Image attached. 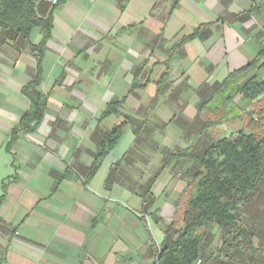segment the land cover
<instances>
[{"label": "crops", "instance_id": "0c3cea01", "mask_svg": "<svg viewBox=\"0 0 264 264\" xmlns=\"http://www.w3.org/2000/svg\"><path fill=\"white\" fill-rule=\"evenodd\" d=\"M51 10L36 88L47 97L43 118L10 152L11 131L30 108L22 90L36 61L26 46L0 42V197L2 182L16 176L0 202V264H118L142 249L153 264L175 199L146 205L143 198L137 213L103 214L105 193L90 185L106 163L105 183L118 169L131 193L148 182L136 185V168H153L157 183L165 150L212 144V128L199 135L191 126L213 88L264 49V0H61L41 3L37 13ZM41 38L35 29L30 42ZM113 102L117 112L101 119ZM122 122L131 126L129 148L106 161L121 137L89 176L102 135ZM216 128L238 133L242 125Z\"/></svg>", "mask_w": 264, "mask_h": 264}, {"label": "trees", "instance_id": "16d2710c", "mask_svg": "<svg viewBox=\"0 0 264 264\" xmlns=\"http://www.w3.org/2000/svg\"><path fill=\"white\" fill-rule=\"evenodd\" d=\"M41 3L0 0V42L11 41L20 50L26 46L36 61L35 75L22 90L30 108L12 129L8 152L19 134L36 130L47 102L36 88L42 80L53 10L46 18L39 17ZM35 29L41 31L42 38L33 45L30 36ZM119 106L120 102L109 103L101 119L115 114ZM198 114L191 128L199 135L228 121H239L242 129L235 138L217 139L198 152L191 147L165 157L162 169L183 159L191 161L193 168L172 219L163 229L153 264H191L196 260L203 264H264V49L214 87L210 97L200 103ZM126 125L122 122L102 135L101 150L89 176L118 143ZM10 179L2 182L0 202L16 176ZM214 240L217 242L212 245Z\"/></svg>", "mask_w": 264, "mask_h": 264}, {"label": "rangeland", "instance_id": "374dc122", "mask_svg": "<svg viewBox=\"0 0 264 264\" xmlns=\"http://www.w3.org/2000/svg\"><path fill=\"white\" fill-rule=\"evenodd\" d=\"M10 64V62H9ZM12 66V65H11ZM9 66V68L6 69H11L12 67ZM142 131L147 127L146 125H142ZM133 130L137 129L136 127L132 126ZM131 126H127L124 129V133L123 136L120 140V142L118 143L117 147H115L111 152L110 155L106 158V161H108L113 155H116V159H119L122 154L124 153L123 151L127 150L129 148V139L131 138ZM237 129L236 131H231V130H225V129H218V128H212V136L213 139L210 140V143L216 141L217 139L220 138H228V139H232L235 138L237 135ZM193 149L194 151L198 152L200 151L199 149H201V145H199V147L197 146V143L195 144V142L193 143ZM178 150H183V149H178L176 148L175 151L171 150V151H164V157H166L167 155H169L170 153H175ZM142 158H137L136 155H131L128 156L127 160H134V161H140ZM159 160V158H158ZM106 163H104L103 168L101 169V171L98 172V175L96 177V179L93 180V182L91 183L90 187L92 189V191H97L98 192H102L105 193L104 194V198L105 200V210L101 213H105V212H109V213H116V214H121L124 212H135L136 211H140V205H141V200L140 199H144V202L146 203V205H148L152 199H154L155 197H158L159 200H163L164 198L168 197L172 199H175V208L177 206V202L179 201V196L181 194L182 191V183L187 184L190 181V171L193 168V163L189 160L183 159L181 161H173V163L171 165H169L168 168H164V172L163 173H159L158 174V179H157V183L153 185L154 179H152V176L154 174H152L150 172V168L145 167L144 170H142L143 168H136L137 169V174L136 173H132L133 177H136V179H138L140 182L136 183L137 186H141V183H143L144 181H147V184H144V186L142 187V189L139 188H135V191H131L128 190L126 187L129 185V183L125 180V178H127V174L123 171H118L115 172L113 174V176H111L109 183H105L106 177H107V172H106V168L105 165ZM125 168V167H124ZM153 169V168H151ZM149 170V172H148ZM142 171V172H141ZM147 171V172H146ZM173 178V183L170 185V187L167 185V181L169 179ZM135 179V180H136ZM134 182V181H132ZM108 184L107 189L105 190L103 188V185ZM134 184V183H133ZM181 184V185H180ZM135 185V184H134ZM167 186V189L164 187ZM159 187H162L161 189H159ZM162 190V191H161ZM161 191V192H160ZM159 195V196H158ZM111 199V200H110ZM112 200H115V202H111ZM110 201V202H109ZM164 201V200H163ZM169 201V199H168ZM167 201V203H168ZM171 202V201H170ZM145 205V206H146ZM175 211V210H174ZM156 212H154L152 210L151 214H155ZM101 214V216L103 215ZM174 214V213H173ZM148 218V222L152 223L151 220V216L147 217ZM99 222V221H98ZM149 226V229L152 231L153 228L152 226ZM166 225V224H164ZM155 232V231H154ZM155 235H157V232H155ZM154 233H152L154 242H156V244H160L159 243V238H157V236H155ZM159 237V235H158ZM216 237V235H215ZM216 240L213 241L212 245L216 244ZM129 257L125 256L122 259H120L121 261L118 264H146L147 262H149V258L150 255L147 256L146 250L142 249L140 252H134L132 251V255H128ZM151 257H154L153 255ZM129 261V262H128Z\"/></svg>", "mask_w": 264, "mask_h": 264}, {"label": "built area", "instance_id": "2783aa9c", "mask_svg": "<svg viewBox=\"0 0 264 264\" xmlns=\"http://www.w3.org/2000/svg\"><path fill=\"white\" fill-rule=\"evenodd\" d=\"M42 2L51 4V5L57 4V0H42ZM191 264H203V262H202V260H196L195 262H193Z\"/></svg>", "mask_w": 264, "mask_h": 264}]
</instances>
